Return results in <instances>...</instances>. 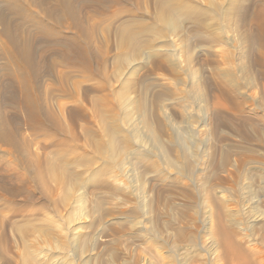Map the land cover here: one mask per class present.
Instances as JSON below:
<instances>
[{"label":"rangeland","instance_id":"rangeland-1","mask_svg":"<svg viewBox=\"0 0 264 264\" xmlns=\"http://www.w3.org/2000/svg\"><path fill=\"white\" fill-rule=\"evenodd\" d=\"M166 2L185 12L160 33L156 0L113 7L118 22L143 25L127 27L142 49L119 45L107 15L81 36L88 66L42 68L38 111L45 118L48 105L58 125L28 128L2 91L0 114L31 144L24 156L61 165L67 179L46 173L0 195V264H264V0ZM109 125L114 158L103 149Z\"/></svg>","mask_w":264,"mask_h":264},{"label":"bare ground","instance_id":"bare-ground-1","mask_svg":"<svg viewBox=\"0 0 264 264\" xmlns=\"http://www.w3.org/2000/svg\"><path fill=\"white\" fill-rule=\"evenodd\" d=\"M3 1H4V6H2V4L0 3V36L3 39L2 52H3V58L5 60V64L3 65L4 72L1 69L0 71L3 73V76L7 79V82L4 85L0 86V95H2L1 94L2 91H4V93L7 92L8 96L6 99L9 101L10 100L13 101L15 104H18V107H21L25 111L24 116H25V121L27 123H23V124H27V127L29 125L30 127L28 128L32 127L36 130V126L38 127L40 123H42L43 125L44 124L43 122L45 121L46 123V120H48L47 123H52L55 126L59 124L60 120H58L54 112L49 109L48 105H46L47 109H46L45 118L42 119L40 117L41 114L38 111L40 106V104L38 106V100L40 98L37 93L38 92L37 78L39 76V73L42 70V68H44V70L48 72L50 69L52 70V67L55 66L73 67L78 64L80 65L84 64L83 66H88L92 59V55L90 54L86 44L82 42L81 36L89 37L92 32L94 31L96 32V29L101 25L102 23L101 19L104 16L107 17L108 15L110 19V23L108 24L106 29L105 27L104 29L105 30H110L108 28L113 29V31L119 37V42H118L119 45H124V46L125 44L129 45L133 48L134 51H138L139 49H142V47L145 46L139 40L136 39V35H135L136 32H134L133 34V32L128 31L127 29L128 24H130L129 25L130 27L133 20H129V23L118 22L119 20L121 21L122 12H120L119 10L113 7L119 5L120 2H122L123 0H3ZM166 1L167 0H156V5L158 6V13L156 14L157 15L156 20L157 19L159 20L158 23L159 33L163 32L165 28H170L173 24V21L179 16V14L185 12L184 7L172 8L167 6L166 4L168 2ZM37 7L39 8L40 14L46 17L47 20L46 22H43L42 20H39V18L31 15L32 12L30 11H33L34 14ZM262 16H264V11H260L256 14V17L258 19H260V17ZM49 21L54 26L49 25L48 24ZM116 22L118 23L116 24ZM134 23H132V26ZM134 25H139L141 27L143 26L140 25L139 23ZM61 27L63 28L66 27L70 30H74L77 34L64 36L62 35L63 33L61 34V31H59ZM153 27L154 26H148V30ZM261 28H264V25L261 24ZM48 37L49 39L51 38L49 42L46 41ZM90 37L92 38V36ZM87 39L89 41V38ZM40 41H42L43 44L41 43V45H39ZM50 53H55L56 55L55 58L48 57ZM62 73L59 75L58 79H59L60 87L62 88L63 91H66V83H65L66 75ZM11 91L15 92L16 94L11 93ZM7 94H5L4 96H6ZM68 113H69L68 117L71 118L72 117L71 115L74 114V110L70 109ZM13 118L16 117L14 116ZM13 118L9 117V115L6 113H3V115L0 114V142H1L0 146L4 147L3 150H5L7 154L10 156V158H8L9 161L12 159L13 163L15 164L12 165L10 162H7L8 159L5 158L0 159V169H4L3 173L0 172V176L3 177L9 176V178L13 177V181L15 183L11 187L10 186L8 187L6 184L10 183L11 180L7 178H1L0 195L6 194L8 192L9 193L12 192L11 194H13L14 192L16 194L20 193L22 192L23 189L22 183L26 181L25 179L41 178L42 174H46V173L49 174L51 178H53L56 181V183H60L61 181H63L65 179V172L61 165L53 164L50 162H46L45 164H42L40 163V161L32 160L29 157L24 156V153H27V155H33V153L30 150L31 144L30 142L27 141H23V140L19 141L16 138L19 125H17L16 122L13 123L14 121L12 122L11 119ZM85 121L88 123L89 120L85 119ZM39 127L37 129L40 131L41 128ZM107 128L110 135V140H109L110 142L106 146H104L103 149L104 152L105 149L106 150L108 149L110 155L109 158L111 157L114 158L113 156L116 150L119 149V146H117L118 141L115 135L116 131L114 130V128H112L111 125H109ZM34 129L32 130L35 131ZM49 149L51 152V148ZM45 150L47 151L48 148ZM50 152H49V156L52 154V153L50 154ZM99 152L100 151L98 150V153ZM36 156L38 157V155ZM64 168L67 169L66 166ZM24 175H27V178H25ZM69 181H71L70 178ZM65 183H67V181ZM66 190L65 193H67ZM29 193L30 192H28V194ZM20 228L22 229L23 227ZM22 231L24 230L22 229ZM23 243L25 242L23 241ZM23 253L24 254L26 253L27 255V251ZM26 257L30 258V256H26ZM31 260L34 261V259ZM28 263L30 264V261Z\"/></svg>","mask_w":264,"mask_h":264}]
</instances>
